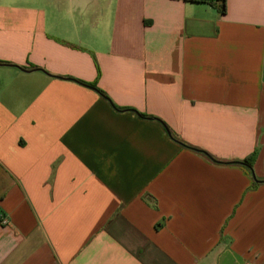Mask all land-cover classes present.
Listing matches in <instances>:
<instances>
[{"label":"crops","instance_id":"1","mask_svg":"<svg viewBox=\"0 0 264 264\" xmlns=\"http://www.w3.org/2000/svg\"><path fill=\"white\" fill-rule=\"evenodd\" d=\"M0 264H264V0H0Z\"/></svg>","mask_w":264,"mask_h":264},{"label":"trees","instance_id":"2","mask_svg":"<svg viewBox=\"0 0 264 264\" xmlns=\"http://www.w3.org/2000/svg\"><path fill=\"white\" fill-rule=\"evenodd\" d=\"M190 1H193V2H207V3H211V4L220 3V7H221L222 12L225 13V11H226V0H190ZM91 85L93 87H96L94 84H91ZM100 92L103 93L102 91H100ZM141 115L142 116H146L145 114H141ZM255 156H256V152L252 153L249 157H247L246 159H244L243 161H240V162L246 164L249 167V169L252 171L253 170V161L255 159Z\"/></svg>","mask_w":264,"mask_h":264},{"label":"built area","instance_id":"3","mask_svg":"<svg viewBox=\"0 0 264 264\" xmlns=\"http://www.w3.org/2000/svg\"><path fill=\"white\" fill-rule=\"evenodd\" d=\"M1 221H2L3 223H7V222H8V219H7L5 216H3L2 219H1Z\"/></svg>","mask_w":264,"mask_h":264}]
</instances>
